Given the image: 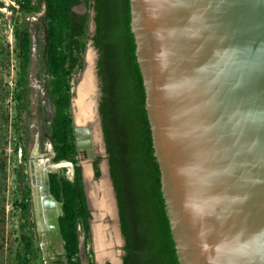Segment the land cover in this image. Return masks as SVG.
Instances as JSON below:
<instances>
[{
	"label": "water",
	"instance_id": "obj_1",
	"mask_svg": "<svg viewBox=\"0 0 264 264\" xmlns=\"http://www.w3.org/2000/svg\"><path fill=\"white\" fill-rule=\"evenodd\" d=\"M129 4L152 147L179 264H264V0ZM89 25L94 31L93 10ZM90 48L97 83L98 55L91 38L81 76ZM71 84L73 109L77 85L73 89ZM97 90L100 152L106 157L100 86ZM71 114L78 156L92 159L96 154L89 126H76ZM51 156L38 158L30 151L27 176L42 241L67 263L58 220L62 204L50 193L48 174L59 173L67 163L71 177L65 176L72 180L73 165L53 162V150ZM104 162L123 246L107 157ZM79 165L91 215L81 161ZM83 239L84 234L79 236L80 250ZM123 255L122 250L121 257L108 261L122 264Z\"/></svg>",
	"mask_w": 264,
	"mask_h": 264
},
{
	"label": "trees",
	"instance_id": "obj_2",
	"mask_svg": "<svg viewBox=\"0 0 264 264\" xmlns=\"http://www.w3.org/2000/svg\"><path fill=\"white\" fill-rule=\"evenodd\" d=\"M21 15L39 12L43 7L42 58L48 76L46 90L53 116L48 139L53 162L66 160L73 165L72 180L63 172L49 173L51 195L62 204L59 229L64 240L67 264H82L79 256V231L84 247L90 241L89 219L73 134L71 88L73 75L83 66L88 29V12L74 8L84 3L93 10L94 31L91 36L97 51L96 73L101 96L98 104L102 137L115 192L119 227L124 245L122 264H179L175 243L160 184L159 166L152 147L151 130L145 109V92L135 56L134 36L130 28L129 0H13ZM15 53L19 61L16 86L17 101L13 133L14 151L22 149L26 159L25 97L31 59L32 38L26 22L14 27ZM22 144V147H20ZM21 183L13 205L20 209L25 229L23 251L15 252L17 264H43L33 244L34 223L29 215L30 186L27 175L16 169ZM93 173L100 175L98 158ZM89 263L92 251H88ZM105 264H112L106 262Z\"/></svg>",
	"mask_w": 264,
	"mask_h": 264
},
{
	"label": "rangeland",
	"instance_id": "obj_3",
	"mask_svg": "<svg viewBox=\"0 0 264 264\" xmlns=\"http://www.w3.org/2000/svg\"><path fill=\"white\" fill-rule=\"evenodd\" d=\"M12 7L17 8V5L13 0H0V264H17L15 252L17 250H21L22 252L24 249L22 236L26 233V230H20L21 224L24 222L21 218L20 209L16 208L12 203L14 196L17 195L18 185L21 183V180L16 173V169L27 175V159L34 146L39 154L38 158H47L52 155V147L48 139V134L53 110L46 90L48 76L44 70L41 52L43 46V7L39 12L25 16L21 15L16 10H12ZM74 10L77 12H88L89 17L92 13V9H87L84 3L76 6ZM22 21L26 22L32 38L27 93L24 100L25 112L22 117L26 129V159L22 158L21 148L18 149L17 154L14 151L15 143L18 142L13 133V123L16 120L15 108L17 106V101L14 99L13 89L16 86L17 69L19 65L15 53L14 27ZM92 33L93 29L92 26L89 25L88 20L86 44L91 38ZM93 53L94 52L91 48L88 49L86 57H89L90 59L91 55L92 57L94 56ZM81 72L82 68L73 75V89L80 80ZM94 86L95 89H99V82L97 81L96 83V81H94ZM73 94L74 91L72 92V95ZM97 97L96 99L98 100ZM74 108L76 110V105ZM48 145L50 146L51 152L47 151ZM20 147H22V144ZM96 150V155L88 160V162L91 163L92 168L93 160L98 158L100 171V165L106 157L101 155L99 145ZM77 160L78 164H80L81 158H79L78 155ZM59 172H63V174L68 176V167L66 165L62 166L59 169ZM26 180H28L29 183L28 176L26 177ZM92 180L97 184L99 179L93 176ZM29 215L31 221L34 223L33 232L35 235L33 237V244L39 250L37 253L38 260L41 256H44L45 259H53V255L46 251V246H44V243L41 240V231L36 227V215L31 195ZM89 230L90 236L92 237L91 229ZM78 231L81 238L83 236V231L80 226H78ZM91 237L89 243L80 250L79 256L82 264L89 263V249L92 251L91 258L93 263L100 264V260L95 258V251L93 252V239L91 240ZM117 242H119V239ZM122 247L121 243H117V246L115 247L116 255L113 261L116 260L117 253L119 252L120 255L118 258L121 257ZM106 262L109 261L107 259L104 260L103 258L101 264H105Z\"/></svg>",
	"mask_w": 264,
	"mask_h": 264
},
{
	"label": "bare ground",
	"instance_id": "obj_4",
	"mask_svg": "<svg viewBox=\"0 0 264 264\" xmlns=\"http://www.w3.org/2000/svg\"><path fill=\"white\" fill-rule=\"evenodd\" d=\"M85 60L86 67L84 70V74L83 76H81V80L76 87V94L75 98L73 99V108L76 105V110L74 108L75 112L73 109L72 112H74L73 119L76 126L81 128L89 126V142L94 153L96 154V148H98L99 145V150H101L102 143L99 133L98 118L96 114V97L98 96V90L95 89L94 86V81H96L93 72L94 56L92 57L91 55L89 59V57H86L85 55ZM47 151L51 152L49 145L47 147ZM33 154H38L35 146L33 147ZM88 160H90V158L83 157L81 159V164L83 169L85 190L91 210L90 229L93 239L92 245L93 250L95 251V258L97 260H100L99 263L101 264L103 258L104 260L107 259L111 261L115 259V247L117 246V243H121V239L118 231L114 197L110 188L109 180L106 175L105 162H102L101 164L102 175L100 176V178H98L99 180L96 184L92 180V171L91 166L88 164ZM61 165H66L68 167L67 175L68 177H71L69 164L62 163ZM37 210V201L35 200L34 211L35 215L38 216ZM118 239L119 242H117ZM119 255L120 252L117 253V258Z\"/></svg>",
	"mask_w": 264,
	"mask_h": 264
},
{
	"label": "flooded vegetation",
	"instance_id": "obj_5",
	"mask_svg": "<svg viewBox=\"0 0 264 264\" xmlns=\"http://www.w3.org/2000/svg\"><path fill=\"white\" fill-rule=\"evenodd\" d=\"M79 13H83V12H79ZM28 160H29V155H28L27 163H28ZM92 169H93V162H92ZM41 234H42V232H41ZM41 240H42V237H41ZM46 251L49 252V249H46ZM51 252H52V255H53V259H45L44 256H41L40 259L42 260L43 264H67V263L64 262V259H63L62 255L56 253L54 250L51 251Z\"/></svg>",
	"mask_w": 264,
	"mask_h": 264
},
{
	"label": "crops",
	"instance_id": "obj_6",
	"mask_svg": "<svg viewBox=\"0 0 264 264\" xmlns=\"http://www.w3.org/2000/svg\"><path fill=\"white\" fill-rule=\"evenodd\" d=\"M44 244H45L44 246L48 245V246H46V249H49L50 254H52L51 251H53V249H50L51 247H49V246H50L49 243H44ZM50 250H51V251H50Z\"/></svg>",
	"mask_w": 264,
	"mask_h": 264
}]
</instances>
